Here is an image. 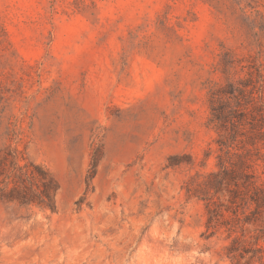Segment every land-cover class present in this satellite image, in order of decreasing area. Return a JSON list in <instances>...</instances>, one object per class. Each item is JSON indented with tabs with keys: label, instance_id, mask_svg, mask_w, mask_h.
I'll list each match as a JSON object with an SVG mask.
<instances>
[{
	"label": "rangeland",
	"instance_id": "obj_1",
	"mask_svg": "<svg viewBox=\"0 0 264 264\" xmlns=\"http://www.w3.org/2000/svg\"><path fill=\"white\" fill-rule=\"evenodd\" d=\"M261 95L264 0H0V153L60 184L55 212L0 201V264H232L184 186L214 111L252 135Z\"/></svg>",
	"mask_w": 264,
	"mask_h": 264
},
{
	"label": "trees",
	"instance_id": "obj_2",
	"mask_svg": "<svg viewBox=\"0 0 264 264\" xmlns=\"http://www.w3.org/2000/svg\"><path fill=\"white\" fill-rule=\"evenodd\" d=\"M259 75L262 77L260 69ZM227 105L214 111L211 119L220 135L218 169L197 173L184 188L188 197L204 202L205 234L227 243L225 256L232 264H264V170L259 173L254 169L259 160L264 161L258 147L264 145V97L261 95L256 113H252L256 120L252 123V129H256L252 135L239 130L247 122V113H232ZM238 140L241 152H234ZM22 158L23 164L17 149L0 153V201L55 212L58 180L44 165ZM98 161L95 156L88 185L97 174ZM175 164L179 163H172Z\"/></svg>",
	"mask_w": 264,
	"mask_h": 264
}]
</instances>
